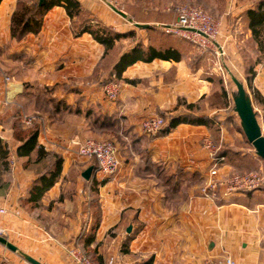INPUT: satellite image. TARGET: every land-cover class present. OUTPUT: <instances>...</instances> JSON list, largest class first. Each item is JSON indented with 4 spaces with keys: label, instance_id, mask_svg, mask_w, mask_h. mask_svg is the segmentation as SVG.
<instances>
[{
    "label": "crops",
    "instance_id": "0c3cea01",
    "mask_svg": "<svg viewBox=\"0 0 264 264\" xmlns=\"http://www.w3.org/2000/svg\"><path fill=\"white\" fill-rule=\"evenodd\" d=\"M77 1L114 30L133 29L125 12L109 10L100 0ZM16 2L0 1V138L9 151L8 168L0 165V207L14 220L12 225L4 218L13 230L8 240L18 252L43 264H69L64 247L78 235L83 243L95 225L85 246L103 264H134L151 256L152 264H208L218 240L241 264H264V203L243 210L229 200L213 203L200 192L208 163L200 141L212 137L211 129L190 123L155 135L141 129L147 114L177 113L181 88L198 87L180 61L135 62L115 81L119 94L112 102L102 84L109 72L98 69L104 45L90 33H78L76 18L61 5L44 13L38 33L16 40L10 34ZM252 2L227 0L220 17L237 40L241 34L251 36L244 14ZM121 43L125 42H116ZM260 74L254 80L257 85L264 80ZM261 86L255 84L259 90ZM25 115L34 117L30 124L24 123ZM34 126L37 148L63 160L57 181L38 206L27 210L29 187L40 164L35 163L37 148L28 157H19L16 147ZM86 138L112 141L121 157L118 172L97 186L96 200L91 186L100 180L81 175L89 166L94 169V161L80 162L74 155ZM191 157L197 167L187 165Z\"/></svg>",
    "mask_w": 264,
    "mask_h": 264
},
{
    "label": "rangeland",
    "instance_id": "374dc122",
    "mask_svg": "<svg viewBox=\"0 0 264 264\" xmlns=\"http://www.w3.org/2000/svg\"><path fill=\"white\" fill-rule=\"evenodd\" d=\"M100 1L109 10L115 12L116 9L125 12L126 21L130 15H135L137 18L152 22L156 28L152 31L140 30L134 28L131 22L129 26H132L139 35L137 37L134 35L132 39L127 38L126 41L120 40L125 42L120 44L122 50L123 47L130 48L138 39L162 46L171 44L179 50L182 68L190 73L188 76L189 78L190 75L192 76L191 83L197 82L198 87L189 84L190 89L184 88L185 86L181 88V92L176 95V109L178 111L175 115L206 116L211 121L212 139L220 146V150H224L227 154L226 163L232 170L255 171L262 176V183L257 189L231 196L229 202L239 204L243 210L264 203V160L255 154L252 145L247 141L241 128L240 119L234 110L233 102L237 92L236 82H239L243 85L256 116L264 117V80L260 79L259 85L254 81L258 71H261L260 77L263 78L264 76V55L259 50L257 42L252 36L245 37L244 34H241V38L237 40L229 32L233 39L230 38L229 44L225 46L226 52L222 55L213 46H200L183 33L167 32L164 26L176 22L179 8L200 7L219 21L223 29L227 30L220 20L227 6V0ZM257 1L253 0L252 4L254 5ZM86 16L88 15L77 17L75 19L76 24ZM125 23L129 24L128 22ZM243 28L245 29L244 24ZM262 28L264 39V25ZM255 84L256 86L263 85L261 86L263 89L260 91L255 87ZM188 102L195 104V107L190 111L186 108ZM160 116L167 124L165 119L169 120L173 115L169 117L161 114ZM4 248L5 246L0 245V264H30L20 252H11ZM90 257L95 264H100L99 256L95 252L90 254Z\"/></svg>",
    "mask_w": 264,
    "mask_h": 264
},
{
    "label": "trees",
    "instance_id": "16d2710c",
    "mask_svg": "<svg viewBox=\"0 0 264 264\" xmlns=\"http://www.w3.org/2000/svg\"><path fill=\"white\" fill-rule=\"evenodd\" d=\"M54 5L63 6L66 13L71 18H77L86 14L88 15L84 19H81L78 24H76L75 21L76 29L78 33H90L94 40L104 45L105 51L98 66V69L109 72L108 78L102 81V84L104 85L120 79L122 72L137 61L151 62L156 58L173 61H180L181 59L179 50L173 45L168 44L162 46L153 42L145 43L143 39H138L134 45L122 51V46L116 44V42H119L122 39L134 37L136 32L134 28H138L140 30H155L156 28L154 24L147 20L137 18L135 15H130L128 20L132 22L133 25L134 23L146 24V27L134 25L133 29L119 32L102 23L97 18L90 16L86 10L82 9L81 4L77 0H17L16 7L10 19L11 37L16 40H20L28 33H38L42 25V17L44 13ZM244 15L246 16L247 27L251 31V36L257 42L259 50L264 55V39L262 37V27L264 25V0H258L254 3V5L245 11ZM168 25L171 24H165L164 26L166 27ZM111 63L112 66L110 67L109 64ZM113 76L116 78H113ZM125 81H129L130 83L134 82L127 79H125ZM194 107V103L186 104V108L189 111ZM102 122L104 121L102 120ZM210 122L211 121L206 116H190L189 114L173 115L158 133H167L170 129L176 127L180 123L206 125L210 128ZM37 136V126L27 129L19 138L20 143L16 147V155L19 157H28L37 148ZM36 152L35 163L40 164V167L37 177L30 184L28 197L26 199L27 203L25 202L26 209L28 208L29 210L39 205V200L43 193L52 187L57 181L61 172L63 160L59 154L51 151H45L42 147L37 148ZM8 153L7 144L0 138V165L2 169L8 168ZM219 154L227 157L224 150H220ZM102 183L103 181H92L91 188L93 200H96L97 198V186ZM245 192H250V190L242 193ZM91 230L88 232V237H86L82 243V246L89 257L90 254L94 252L86 249L85 244L87 245V243H90L91 236L93 235L92 232L95 230V225L92 226ZM98 259L100 264H102L100 256ZM152 263L153 257L151 256L134 264Z\"/></svg>",
    "mask_w": 264,
    "mask_h": 264
},
{
    "label": "built area",
    "instance_id": "2783aa9c",
    "mask_svg": "<svg viewBox=\"0 0 264 264\" xmlns=\"http://www.w3.org/2000/svg\"><path fill=\"white\" fill-rule=\"evenodd\" d=\"M167 32L183 33L192 41L203 47L213 46L219 54H225V46L229 44L231 35L223 29L221 23L215 20L206 10L200 7H181L178 9L177 20L165 27ZM8 81L9 77H5ZM103 93L112 102L119 94V85L112 81L103 86ZM261 135L264 136V117H257ZM33 116H23L25 124H30ZM165 125L164 119L158 114H147L142 118L140 126L148 135H155ZM201 148L208 157V163L203 169V180L200 187L202 196L211 202H226L231 196L247 190H255L262 183V176L255 171H235L226 163L225 156L220 155V146L212 137L204 136L200 141ZM75 158L80 162L94 161L91 174L96 180L115 175L121 165V157L115 144L110 140L86 138L75 150ZM187 165L197 167L194 158H188ZM9 211L0 207V237L9 241L13 232L7 222L14 225ZM7 217V222L4 218ZM65 259L69 264H95L82 246L80 236L73 238L63 249ZM208 264H241L234 254L218 240L216 252L208 256ZM39 261V260H38ZM42 263V262H41ZM43 264V263H42Z\"/></svg>",
    "mask_w": 264,
    "mask_h": 264
},
{
    "label": "water",
    "instance_id": "95a60500",
    "mask_svg": "<svg viewBox=\"0 0 264 264\" xmlns=\"http://www.w3.org/2000/svg\"><path fill=\"white\" fill-rule=\"evenodd\" d=\"M42 1V0H40ZM121 15H124L123 12L116 10ZM136 26L146 27V24H138L134 23ZM237 85V92L233 99L234 102V110L237 113L242 131L247 139V141L252 145L255 154L264 160V136L261 135L260 128L257 122L256 114L253 110L252 104L250 99L247 97L245 89L243 85L239 82H236ZM93 167L89 166L82 172V177L85 180H89L92 174ZM131 226L127 227V232H130ZM0 244L5 246L7 249L18 252L17 247L12 244L11 242L7 241L5 238L0 237ZM23 258L30 264H42L37 259L33 258L32 256L20 252Z\"/></svg>",
    "mask_w": 264,
    "mask_h": 264
}]
</instances>
